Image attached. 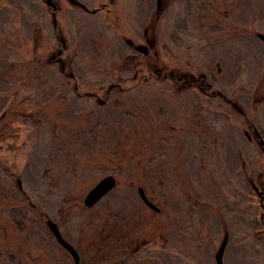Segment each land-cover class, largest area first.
Returning <instances> with one entry per match:
<instances>
[{
    "label": "rangeland",
    "instance_id": "obj_1",
    "mask_svg": "<svg viewBox=\"0 0 264 264\" xmlns=\"http://www.w3.org/2000/svg\"><path fill=\"white\" fill-rule=\"evenodd\" d=\"M51 1L0 0V264H264V0Z\"/></svg>",
    "mask_w": 264,
    "mask_h": 264
},
{
    "label": "flooded vegetation",
    "instance_id": "obj_2",
    "mask_svg": "<svg viewBox=\"0 0 264 264\" xmlns=\"http://www.w3.org/2000/svg\"><path fill=\"white\" fill-rule=\"evenodd\" d=\"M43 2L45 1L46 4L48 5V0H42ZM55 5V9H51V12H52V18H53V21H55V18H56V14L57 12L59 11L60 7L58 4H54ZM49 6V5H48ZM101 9H105V7L102 6ZM106 10V9H105ZM60 43H62V49L61 50H58L56 55L52 56L48 61L53 64H57V65H60V70L63 74L66 73L67 71V65H65V62H64V58H62V55H63V52L66 50V41L65 39H63L62 37H60ZM128 43L130 44L131 47H133V49L135 50L136 46L135 43L131 42V41H128ZM147 48V47H146ZM147 50H149L147 48ZM136 51V50H135ZM138 52V51H137ZM139 53V52H138ZM150 53V50L148 52V54ZM141 54V53H139ZM146 54V55H148ZM156 79L158 80H163L164 82L168 81L169 79H172V81L176 82L177 81V84L174 85V91L175 92H187L188 90H191V89H196V90H199L201 91L203 94L205 95H210L211 93V96L213 97H216L217 93H215V91H213L211 89V85L210 84H207L206 81H201L202 83H198L196 85V80L193 78V76H191V74L187 73L186 75L184 73H181V71L179 69H175V71H168V70H162V69H159L157 72H156ZM74 75H70V78H73ZM169 78V79H168ZM199 79V78H198ZM118 88L119 85H114L112 88H110L108 90L107 93H111V91L114 89V88ZM196 87V88H194ZM78 91V87H76V89ZM221 97H219L220 99ZM223 100H226L224 97H222ZM227 101V100H226ZM27 114V117L30 116L31 118V113H26ZM19 112H15L13 110H7L5 112H3V114H1L0 116V138H6L8 135H12L13 133H16L15 131H13L12 129H10L8 127V123H6V119L10 116H14L13 118H16V116L18 117ZM25 115V114H24ZM16 137L18 136V134H14ZM147 207V206H146ZM148 208V207H147ZM75 246V245H73ZM76 249H78L79 251V256H80V264H82V259H83V250L80 246H75ZM9 263L10 264H14V263H17V261H12L11 258L9 259ZM20 262V261H19ZM18 262V263H19Z\"/></svg>",
    "mask_w": 264,
    "mask_h": 264
},
{
    "label": "water",
    "instance_id": "obj_3",
    "mask_svg": "<svg viewBox=\"0 0 264 264\" xmlns=\"http://www.w3.org/2000/svg\"><path fill=\"white\" fill-rule=\"evenodd\" d=\"M49 1V0H48ZM161 3L162 0H158V10L161 11ZM48 5L55 9V5L49 1ZM136 51L140 52V53H144V54H148L149 50H147V48L145 46H136ZM117 183L118 180H116V178L112 175H107L105 178H103L97 185L95 188H93L91 191H89V194L85 197L84 200V204L85 207L88 209H91L93 207L96 206V204L99 203V201H101L103 198H105L107 196V194L111 193L116 187H117ZM19 185L20 182H18ZM139 195L141 197V200H143V202L145 203V205L151 209L154 210L157 213H160L161 210H159L156 205L154 203H152L151 200H148L145 190L142 187H139ZM50 231L52 233V235L56 238L58 244L60 246L63 247V249L69 253V255L73 258L74 263L75 264H79L80 263V256L78 253V250H76V248L70 244L67 240H65V238L62 236L61 231L59 226L52 222V221H48L47 222ZM222 255H223V250L220 251L219 255L217 256L216 261H218V264H224L223 260H222Z\"/></svg>",
    "mask_w": 264,
    "mask_h": 264
},
{
    "label": "trees",
    "instance_id": "obj_4",
    "mask_svg": "<svg viewBox=\"0 0 264 264\" xmlns=\"http://www.w3.org/2000/svg\"><path fill=\"white\" fill-rule=\"evenodd\" d=\"M36 125H37V123H36ZM253 128V127H252ZM260 143V145H261V143L262 142H259ZM263 145V144H262ZM263 151V150H262ZM263 155H264V151H263ZM262 223H263V225H264V215H262Z\"/></svg>",
    "mask_w": 264,
    "mask_h": 264
}]
</instances>
